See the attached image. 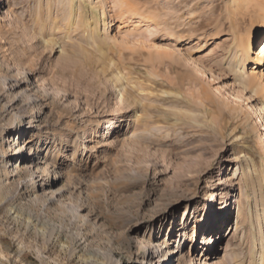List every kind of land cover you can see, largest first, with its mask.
<instances>
[{
    "label": "rangeland",
    "instance_id": "1",
    "mask_svg": "<svg viewBox=\"0 0 264 264\" xmlns=\"http://www.w3.org/2000/svg\"><path fill=\"white\" fill-rule=\"evenodd\" d=\"M39 1L0 0V264H140L150 244L160 256L179 242L183 253L168 264H256L264 101L241 92L227 68L253 7L243 19L225 17L230 0H107L105 23L96 24L91 4L76 0L65 33L60 0ZM51 21L66 57L32 38L37 22ZM252 38L255 58L264 30ZM255 72L264 76V63ZM18 143L25 167L46 156L61 178L52 183L37 164L34 180H7L17 172L7 158ZM207 206L218 213L213 228ZM181 220L188 224L178 232Z\"/></svg>",
    "mask_w": 264,
    "mask_h": 264
},
{
    "label": "bare ground",
    "instance_id": "2",
    "mask_svg": "<svg viewBox=\"0 0 264 264\" xmlns=\"http://www.w3.org/2000/svg\"><path fill=\"white\" fill-rule=\"evenodd\" d=\"M40 1L38 3L39 5H40ZM95 1L96 0H85L86 3H90L91 4V10L90 11H91V13L93 15L92 18L94 19V22L96 24H98V22L105 23V20H106L105 19V15H106V9H107L108 2H107V0H97L98 2L95 3ZM74 3H76V0H68V5L63 6L62 5L63 2L60 0L59 1V6H61V8L60 9L57 8L59 10L55 11L57 13L56 15L60 16L59 21L62 22L61 25L62 24H66L65 27L68 26L67 27L68 28L67 31L66 30H62L63 32L66 31L65 33L71 32V31H69V30L72 29L71 21L70 20L73 17L75 18V16L77 15L76 14L77 11L76 12H75V10L73 11V8H72L73 7L72 5ZM231 7H232V9H230ZM249 7H253V15L255 17V20L251 23V28H249L248 30L245 31V34L243 33V35H242L239 31H237V33H236V39H235L236 40V43H234V46L232 47V49L230 51L229 58L227 60V68H228V70L230 72H232V74H234V76H235L234 77L235 82H236L237 86L240 88L241 92L244 93L245 91H249V92L252 93L253 96L259 97V99H262V101H264V76H263V74L261 72H260V74L257 73V72H255L256 69L258 67H261L263 65V63H264V38H262V40H261L260 50L258 52H255L256 57L255 58H252V54L255 51V50H253V46L255 45V40H253L252 37L257 34L258 30H264V0H260V1L259 0H230L229 1V4L227 5V8H228L227 9V12L229 11V13L225 17H228V18L230 17L231 18V17H233V15H238L239 14V15L242 16L243 19H245V15H246L245 13H247L249 11ZM39 10L41 11V9H39ZM49 12H50V10H49ZM47 15L49 16L48 12H47ZM37 23H36V27L33 28V29H31V31H30L32 33V38L34 40H36V44H39L44 50H52V51L54 50V48L57 45H59V48H60V56H62V58L64 56L65 57L68 56V52L65 49V45L63 44V46H61L60 45L61 42L58 43V41L56 40V38L55 39L53 38V36H52L53 34H50L51 31L58 30L57 25L52 22V25L50 24L51 26L48 27V26L45 25V23L44 24L42 22L41 23H38V24ZM231 24L232 25H235L232 22H231ZM96 27H97V25H96ZM238 29L239 28H237V30ZM59 30H60V28H59ZM102 30L105 31V30H107V28L104 26V28ZM90 32H91V34H94L95 31H94L93 28H91L90 29ZM91 36L92 35H90V37ZM189 37L185 38V41L184 42H190ZM93 38L94 37H92V39ZM92 42L94 43V41H92ZM94 46H95V43H94ZM33 48H34V45L27 46L23 50L22 56L17 57V60L22 61V59H25L26 56H29L30 57L31 51H32ZM80 49H81V51H84V49L82 47H80ZM250 63L253 64V68L250 70V72H247L248 71L247 70V66H249ZM122 78H123V76L120 75V74H117L114 77V79L117 82H120ZM10 80H13V79H10ZM14 81H16V80H14ZM12 83H9V85H10L9 90L10 91L13 90V88L18 89L20 87V82L19 81H17V83H14V84H12ZM111 83L113 85L115 84L113 79L111 80ZM117 95L118 96L121 95L122 98L124 97L123 96V93H120V92H117ZM16 97H15L16 102H19V101L21 102V99L18 100V99H16ZM22 97L23 96H21V98ZM37 97L39 98V96H37ZM245 99L249 102V107L250 108L253 107V111H256V108H255V106H252V103L249 100V97L246 96ZM22 102H24V107H25V106H27L26 104L29 103V99H25ZM261 109H262V112L260 110L258 111L259 112L258 119H259V122L262 124V127L264 129V102H263V108H261ZM248 115H250V112H248L246 114V116H248ZM135 119L137 121H139L140 119H142V117L140 115H138V116L136 115ZM105 120H106L105 123H109V121H107V119H105ZM34 123L35 122H33V124ZM30 128H34V126H31ZM21 133H23L22 135H25L26 134L25 131L23 132L21 129H19L18 130V133H16V135L17 136H20ZM31 142L32 141H29L27 143H31ZM14 143L16 144L17 142H14ZM23 150H24V147H21L20 144L18 143L17 146L14 149V153H13L12 157L10 156V157L7 158L8 160L9 159H14V162H13L14 169L17 167L16 168V171L17 172H15V174L7 177V180L11 179V177H14V176H20L21 174H24L26 176H29L30 175L31 179L34 180V178H36V177H34L35 176L34 173L35 172L36 173H41L40 172L41 169L36 168L37 167V164H42L43 168L46 169V173H47L46 176H49V174L50 175H52V174L54 175V179L52 180V183H55V181H57L58 179L61 178V177H58V174L54 170H52L54 168V165H50V164L47 163V157L46 156H44L42 162L40 161V163L38 162L37 164H35L36 167L33 170L34 172L31 171L30 167H25V162H27V160L29 158H27L25 156L23 157ZM32 154H33L32 156H34L35 154H38V153H37V151L36 152L33 151ZM196 164H197V162L195 163V165ZM191 168H192V166H191ZM35 170H37V171H35ZM236 170L237 169H235V171ZM238 174H240V172H238ZM36 182L37 181H35L34 183H32L33 184V187H35ZM48 183H49V181H48ZM215 196L217 198V193L216 192H213V193H211L210 198H213ZM216 202H217V199H216ZM206 210H207V216H206V218L210 217L209 220H208V223H207L208 228L209 227L213 228L214 227V224H215V222L217 220L218 213L215 215L216 217H214L213 215L215 213V209L213 210V213L212 214H211V208L209 206L206 207ZM187 224H188L187 220H184V221L181 220L180 221V226L182 228H180L178 230V232L183 231L185 229L184 226L187 225ZM169 233H171V228H170ZM172 233H173V230H172ZM174 233H175V230H174ZM194 233H195V235L192 238L193 239H196V237H197V231L195 230ZM211 239L213 240L214 238H211ZM187 242H188V239H187ZM179 248H180V242H179V246H177V250L172 251V252L171 251L166 252V255H164V254L161 253V255L158 256L159 250L154 251V246L150 244L148 246V251L145 254V256L143 257V260L140 262V264H147L146 263V260H147L146 259V255H148V260H149V258L153 259L155 257L156 258L158 257L159 259H158V261H156V264L158 262H162L163 264H168V261L171 260L174 256L182 255L183 249L181 251V249H179ZM163 251H167V245H165L163 247ZM255 253L259 254V256H258V260L259 261L256 264H264V249L261 248L260 249V252H255ZM231 256H232V258H234V256L232 254H231ZM229 258H230V256H229ZM183 259L181 260V258H178L177 259L178 264H183V261H184ZM149 261H151V260H149ZM222 261H224V260H222ZM252 262H254V261H252ZM225 263L227 264V262H225ZM234 263L235 262H233V264ZM238 263H240V262H238Z\"/></svg>",
    "mask_w": 264,
    "mask_h": 264
}]
</instances>
